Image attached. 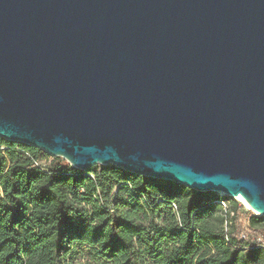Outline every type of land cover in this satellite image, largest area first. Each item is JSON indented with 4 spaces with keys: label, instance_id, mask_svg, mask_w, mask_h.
<instances>
[{
    "label": "water",
    "instance_id": "95a60500",
    "mask_svg": "<svg viewBox=\"0 0 264 264\" xmlns=\"http://www.w3.org/2000/svg\"><path fill=\"white\" fill-rule=\"evenodd\" d=\"M0 137L264 216V0H0Z\"/></svg>",
    "mask_w": 264,
    "mask_h": 264
},
{
    "label": "trees",
    "instance_id": "16d2710c",
    "mask_svg": "<svg viewBox=\"0 0 264 264\" xmlns=\"http://www.w3.org/2000/svg\"><path fill=\"white\" fill-rule=\"evenodd\" d=\"M42 154L0 137V264H72L76 243L112 264H264V216L232 198Z\"/></svg>",
    "mask_w": 264,
    "mask_h": 264
},
{
    "label": "rangeland",
    "instance_id": "374dc122",
    "mask_svg": "<svg viewBox=\"0 0 264 264\" xmlns=\"http://www.w3.org/2000/svg\"><path fill=\"white\" fill-rule=\"evenodd\" d=\"M55 157L52 155H49L44 151V154H42L40 160L38 161V164L44 165V166H49L51 163H53L55 160ZM63 159V158H62ZM219 198L224 197V194L216 193ZM234 199L235 202H238V205L240 206V211L245 212L248 211L250 214H255L257 215L253 210H249L246 208V206L239 202L236 198ZM223 200V199H222ZM226 205H228L226 200H223ZM260 215V214H259ZM256 240L258 239L259 241H264V237L259 234H252L251 239ZM264 243V242H262ZM69 254L72 253L73 255V262L72 264H112L113 259H110L106 256H103L102 254L98 253L95 249H93L91 246L89 247L88 245H80L76 243L70 250Z\"/></svg>",
    "mask_w": 264,
    "mask_h": 264
},
{
    "label": "bare ground",
    "instance_id": "6f19581e",
    "mask_svg": "<svg viewBox=\"0 0 264 264\" xmlns=\"http://www.w3.org/2000/svg\"><path fill=\"white\" fill-rule=\"evenodd\" d=\"M236 199L237 200H239V202H241V203H243L245 206H246V208L247 209H249V210H253L257 215H259L260 213H258L257 211H255L254 209H252L250 206H249V204L247 203V202H245L242 198H241V196H236ZM261 215V214H260Z\"/></svg>",
    "mask_w": 264,
    "mask_h": 264
},
{
    "label": "built area",
    "instance_id": "2783aa9c",
    "mask_svg": "<svg viewBox=\"0 0 264 264\" xmlns=\"http://www.w3.org/2000/svg\"><path fill=\"white\" fill-rule=\"evenodd\" d=\"M219 203L223 204L224 207H227L226 203H224V201L221 199V200H218ZM256 242H259L258 239H256Z\"/></svg>",
    "mask_w": 264,
    "mask_h": 264
}]
</instances>
